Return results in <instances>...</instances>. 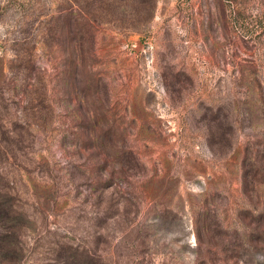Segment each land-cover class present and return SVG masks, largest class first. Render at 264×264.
<instances>
[{
  "label": "rangeland",
  "instance_id": "rangeland-1",
  "mask_svg": "<svg viewBox=\"0 0 264 264\" xmlns=\"http://www.w3.org/2000/svg\"><path fill=\"white\" fill-rule=\"evenodd\" d=\"M0 264H264V0H0Z\"/></svg>",
  "mask_w": 264,
  "mask_h": 264
},
{
  "label": "trees",
  "instance_id": "trees-1",
  "mask_svg": "<svg viewBox=\"0 0 264 264\" xmlns=\"http://www.w3.org/2000/svg\"><path fill=\"white\" fill-rule=\"evenodd\" d=\"M7 215L9 216V213H7Z\"/></svg>",
  "mask_w": 264,
  "mask_h": 264
}]
</instances>
